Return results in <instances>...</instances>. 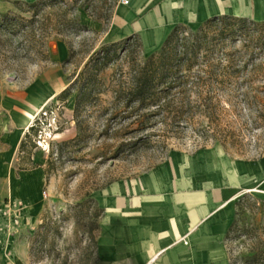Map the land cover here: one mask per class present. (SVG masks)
Returning a JSON list of instances; mask_svg holds the SVG:
<instances>
[{
	"label": "rangeland",
	"instance_id": "rangeland-1",
	"mask_svg": "<svg viewBox=\"0 0 264 264\" xmlns=\"http://www.w3.org/2000/svg\"><path fill=\"white\" fill-rule=\"evenodd\" d=\"M37 1L0 0V21L4 15L13 20L0 29V155L6 150L1 139L12 129V108H23L29 87L57 69L67 88L73 82L74 87L67 98L46 105V120L39 113L43 107L27 113L29 127L36 123L22 143L28 159L34 152L42 158V182L34 176L18 184V178L0 176V264H94L100 212L93 196L98 190L138 176L175 153L211 148L249 161L264 154V28L247 43L239 38L216 47L209 57L228 66L226 77L192 89L181 120L165 114L161 122L149 117L154 109L135 113L136 107L126 108L122 99L133 72L148 57L138 37L128 49L119 48L90 82L86 75L77 79L104 46L101 34L84 26V16L102 24L103 32L117 0H59L35 10L24 5ZM72 22L85 29H75ZM60 47L66 54L55 66ZM221 78L223 83H217ZM86 84L94 93L75 116L77 92ZM38 137L45 139V151L37 148ZM247 194L238 201L237 228L256 231L228 244L234 264L257 240L264 243V194Z\"/></svg>",
	"mask_w": 264,
	"mask_h": 264
},
{
	"label": "crops",
	"instance_id": "crops-1",
	"mask_svg": "<svg viewBox=\"0 0 264 264\" xmlns=\"http://www.w3.org/2000/svg\"><path fill=\"white\" fill-rule=\"evenodd\" d=\"M220 17L264 23V0H130L116 7L105 31L86 16L84 26L100 33L104 45L138 37L149 56L175 27L195 30ZM65 54L60 47L53 64ZM66 89L57 69L24 92L23 108H12V129L1 139L6 150L0 176L18 178V184L34 176L42 182V158L34 152L28 159L27 147H21L30 125L27 113L35 114ZM26 162L32 166L21 167ZM248 192L264 194V156L249 161L211 148L172 154L138 176L114 181L93 196L100 212L94 264H230L225 237L236 204Z\"/></svg>",
	"mask_w": 264,
	"mask_h": 264
},
{
	"label": "trees",
	"instance_id": "trees-1",
	"mask_svg": "<svg viewBox=\"0 0 264 264\" xmlns=\"http://www.w3.org/2000/svg\"><path fill=\"white\" fill-rule=\"evenodd\" d=\"M79 1L74 0V4ZM59 3H61L59 0H39L24 5L35 10L42 6L52 7ZM2 20L0 21V29L13 23V20H10L7 15L2 16ZM104 20L109 21V17ZM96 21H102V19L98 18ZM70 26L77 30L85 29V27L78 26L73 22ZM32 27L30 26V28ZM259 28H264V23H254L246 19L232 17L210 19L195 30L183 26L175 27L166 37L160 49L149 55L145 62L133 72L130 87L122 91L121 94L125 107L135 106V113L154 109L153 111L155 112L149 117L161 119V122H164L165 114L173 115L174 117L172 118L181 120L183 113L190 107L189 92L192 89H201L202 86H206V81L217 76L226 77L224 72L228 66L222 67L220 62H213L212 58L209 57L214 49L221 44L232 43L239 38H243L242 41L247 43L246 39L251 41V36ZM247 35L248 38H246ZM135 40V37H131L122 42L102 46L98 52L90 57L77 79L86 75L88 82H90L92 78L108 66L112 55H115L119 48L125 47L128 49ZM202 75H204V78H202ZM222 78L217 83L222 84ZM73 87L74 82L61 93L60 97L67 98ZM89 87L86 84L85 87H82L77 92L74 105L75 116H77L82 104L94 93L93 87ZM204 102L207 101L205 100ZM140 124L142 123L140 122ZM33 129L35 128H30V130ZM21 147H23V143ZM262 156L264 154L258 158ZM241 202H238L235 206V219L225 237L227 245L233 240L245 237L256 231V228H237ZM261 212L264 214V202H262ZM229 259L230 264H234L230 254ZM238 260L240 264H264V243L257 240L253 247L250 248L249 254L240 257Z\"/></svg>",
	"mask_w": 264,
	"mask_h": 264
},
{
	"label": "built area",
	"instance_id": "built-area-1",
	"mask_svg": "<svg viewBox=\"0 0 264 264\" xmlns=\"http://www.w3.org/2000/svg\"><path fill=\"white\" fill-rule=\"evenodd\" d=\"M117 2H118V4L121 5V6H128L129 3H130V0H117ZM45 107H46V106H44V107L39 111V113H40L41 116H42V118H41L42 120H46V117H47V113L44 111ZM53 120H56V119H53ZM35 123H36V122H34V124H32L28 129H30V128H34ZM44 126L49 127V130H48V132H49V131H50V126H49V124H46V125H45V123H44ZM54 131H56V130H54ZM41 133H42V131L39 130V131H38V135H41ZM36 146H37V148H39V149L45 151V149H47L46 147H47L48 145L46 144L44 138H42V137H38V139H37V141H36Z\"/></svg>",
	"mask_w": 264,
	"mask_h": 264
}]
</instances>
